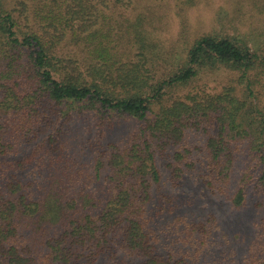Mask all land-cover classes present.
I'll use <instances>...</instances> for the list:
<instances>
[{
  "label": "trees",
  "instance_id": "trees-1",
  "mask_svg": "<svg viewBox=\"0 0 264 264\" xmlns=\"http://www.w3.org/2000/svg\"><path fill=\"white\" fill-rule=\"evenodd\" d=\"M23 1L0 0V264H264V110L250 73L260 51L212 29L165 75L164 9L186 19L201 0ZM246 1L264 15V0ZM221 69L241 95L228 85L164 98ZM122 118L137 127L116 139ZM184 178L240 229L192 215Z\"/></svg>",
  "mask_w": 264,
  "mask_h": 264
},
{
  "label": "rangeland",
  "instance_id": "rangeland-1",
  "mask_svg": "<svg viewBox=\"0 0 264 264\" xmlns=\"http://www.w3.org/2000/svg\"><path fill=\"white\" fill-rule=\"evenodd\" d=\"M23 3L27 8H32L34 5L32 1L27 2V0L26 2L24 0ZM134 7L133 5L132 9L128 12L129 15L130 13L133 15L134 12L141 11V9L135 10ZM164 12L161 22L159 20L160 28L157 30L155 37L159 45L157 49L159 53L164 56V58L171 57L168 63H165L163 60L159 65V68L165 69V72H163L165 75L171 70L178 71L186 60L187 50L192 41L212 29L214 30L213 32L219 35H228L234 39L245 42L250 41L251 45H253L256 50L260 51V55L264 56V45H261V42L264 41V15H262L258 9L251 6L246 0H201L197 7L188 10L186 19L179 18L176 14L170 13L167 9H164ZM155 26L158 27L159 24L157 23ZM28 27V24H23L24 30L27 28L26 31H29ZM259 34H262L261 37L257 36ZM67 50L68 48L64 47V57L67 56ZM70 51V54H72L73 50L70 49ZM169 52H171V54ZM250 73L252 79H256L254 92L257 99L255 102L264 110V67L261 70L255 68V70ZM157 75L160 76L162 73L157 72ZM236 80L237 74L225 69L213 71L204 70L192 80L189 85L166 89L164 98L176 99L188 93L202 91L215 94L228 85L236 87L237 93L241 95L242 89L237 84ZM148 118L152 119V114L148 115ZM117 121L119 124H116V128L113 130V135L116 139H121L137 127L136 121L123 118ZM82 124L75 127V130L80 131ZM195 141L198 142L199 139H195ZM37 143L38 141L31 144V146H35ZM200 143L201 142H198L197 145L200 146ZM94 153L93 151L89 155H86L87 158H90V167H94L95 165L96 156H94ZM161 168L164 189L167 190V193H170V190H173L169 186L170 174L163 166H161ZM105 172V169L101 171L102 178L107 176ZM180 194L182 197L192 202L190 208V213H192V215L204 216L207 214H214L220 225L223 224L222 230L225 234L232 235L235 233L233 230L240 229V227L238 228L237 226L236 218L232 217L231 210L227 204L217 195H211L199 182L196 183L190 179L184 178ZM258 216L262 218V215H255L254 218ZM249 219L250 221L252 220L251 218Z\"/></svg>",
  "mask_w": 264,
  "mask_h": 264
}]
</instances>
